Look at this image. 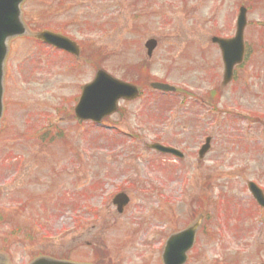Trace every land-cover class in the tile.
<instances>
[{
    "label": "rangeland",
    "instance_id": "1",
    "mask_svg": "<svg viewBox=\"0 0 264 264\" xmlns=\"http://www.w3.org/2000/svg\"><path fill=\"white\" fill-rule=\"evenodd\" d=\"M241 7L248 61L223 88L211 39L234 34ZM20 17L26 32L3 65L0 264H162L169 235L195 223L185 264H263L264 211L247 184L264 192V0H24ZM52 27L83 46L79 59L36 42ZM94 67L182 92L147 87L104 125L82 124L72 109ZM154 142L184 158L146 149Z\"/></svg>",
    "mask_w": 264,
    "mask_h": 264
},
{
    "label": "water",
    "instance_id": "2",
    "mask_svg": "<svg viewBox=\"0 0 264 264\" xmlns=\"http://www.w3.org/2000/svg\"><path fill=\"white\" fill-rule=\"evenodd\" d=\"M23 0H0V113L2 108L1 96H2V63L6 55L5 43L10 37L20 36L24 34L25 30L22 27L19 17V4ZM245 13L246 10L240 9L237 25L236 35L232 41H222L215 39L213 42L218 43L220 50L222 51V60L225 63V77L224 83L230 78L232 67L240 62L243 50L241 49L242 32L245 26ZM37 39L45 44L56 47L57 49L68 52L75 56L79 55L78 46L71 42L66 37L59 36L54 33L42 32L36 35ZM157 43L154 40L146 42L145 48L147 54L150 57L152 50L156 47ZM92 83L83 87L79 103L77 104L75 116L77 119L89 121L92 120L99 123L102 118L115 112L116 104L120 99L131 101L136 99L138 95L137 88L133 85L126 84L121 81H117L113 77H110L103 71H98L94 77ZM151 88L161 92H173L174 88L165 84L152 83ZM1 116V114H0ZM208 143V142H207ZM152 150H157L161 153H170L172 155L179 156L177 151L163 148L159 145L149 147ZM207 146H204L200 151V157L206 152ZM252 195L255 200L261 205H264V201L261 199V193L254 185H249ZM127 200L122 196L117 197L113 203L117 204L119 211L125 205ZM198 225L190 227V229L181 232L178 235L172 236L166 244V248L163 252V264H183L186 261L185 253L191 249V245L194 241V233ZM33 264H68L59 262H50L44 259L35 261Z\"/></svg>",
    "mask_w": 264,
    "mask_h": 264
}]
</instances>
